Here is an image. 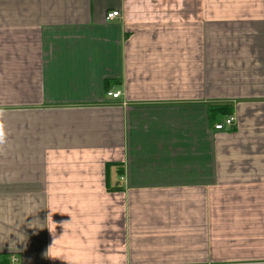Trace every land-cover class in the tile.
<instances>
[{"label":"crops","instance_id":"obj_1","mask_svg":"<svg viewBox=\"0 0 264 264\" xmlns=\"http://www.w3.org/2000/svg\"><path fill=\"white\" fill-rule=\"evenodd\" d=\"M0 128V264H264V0H0Z\"/></svg>","mask_w":264,"mask_h":264},{"label":"built area","instance_id":"obj_2","mask_svg":"<svg viewBox=\"0 0 264 264\" xmlns=\"http://www.w3.org/2000/svg\"><path fill=\"white\" fill-rule=\"evenodd\" d=\"M119 16H121L120 11L114 10L112 12H109L107 14L106 18L108 20H113V19H115V18H117ZM108 94L110 96H113L114 98H118V97L121 96L122 93H121V91H115V92L114 91H109ZM234 120H235V117L229 116L228 118H226L225 122L216 124V128L217 129H223L225 127V125H227V124L228 125H233L234 124ZM13 259H15V258H13Z\"/></svg>","mask_w":264,"mask_h":264},{"label":"clouds","instance_id":"obj_3","mask_svg":"<svg viewBox=\"0 0 264 264\" xmlns=\"http://www.w3.org/2000/svg\"><path fill=\"white\" fill-rule=\"evenodd\" d=\"M4 143V134L2 128H0V144Z\"/></svg>","mask_w":264,"mask_h":264}]
</instances>
